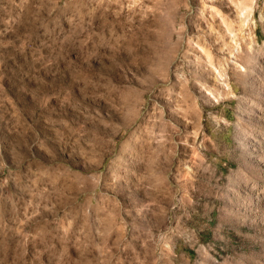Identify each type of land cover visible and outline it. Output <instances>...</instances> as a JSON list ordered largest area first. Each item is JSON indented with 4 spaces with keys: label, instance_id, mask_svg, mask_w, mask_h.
<instances>
[{
    "label": "rangeland",
    "instance_id": "374dc122",
    "mask_svg": "<svg viewBox=\"0 0 264 264\" xmlns=\"http://www.w3.org/2000/svg\"><path fill=\"white\" fill-rule=\"evenodd\" d=\"M0 264H264V0H0Z\"/></svg>",
    "mask_w": 264,
    "mask_h": 264
}]
</instances>
